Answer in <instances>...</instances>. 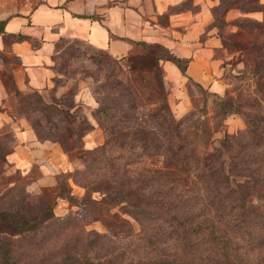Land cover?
Listing matches in <instances>:
<instances>
[{
    "label": "rangeland",
    "instance_id": "1",
    "mask_svg": "<svg viewBox=\"0 0 264 264\" xmlns=\"http://www.w3.org/2000/svg\"><path fill=\"white\" fill-rule=\"evenodd\" d=\"M12 1L13 9L19 8L20 1L27 2ZM201 4L205 6L209 20L197 39L215 38L209 84L190 76L179 83L166 80L161 64L164 59H160L162 84L159 85L154 72L148 69L131 71L124 57H115L83 39L62 36L56 41V51L52 55L53 74L47 92L21 89L16 84L18 71L14 69L18 58L0 50V196L6 194L0 199V208L15 209L21 198L20 190H24L26 200L31 202L29 208L22 206L25 212L35 213L49 205L56 217H75L69 228L42 250L31 249L26 255L16 254L17 264L52 260L58 257L63 244H66L64 251L67 253L74 244L80 243L90 256L115 255L109 264H126L130 257L137 255L140 244L147 255L166 252L160 254L158 263L174 264L178 258L175 254L179 245L159 244L152 251L151 247L143 245L145 236L140 241L135 235L141 225L127 212L126 203L118 202L120 194L114 193L123 192L126 200L145 206L153 217L149 223L157 228L162 223L161 214H170L177 206L181 211L178 188L196 189L194 180L197 178L188 163L181 167L175 160L165 163L161 154L142 153L139 144L146 142L131 140L129 127L103 124V113L97 110L99 103L113 104L110 113L117 117L133 118L136 115L138 120L152 123L151 119H157L156 115L167 112L163 103L166 98L172 115L176 119L185 118L184 141L206 156L208 162L217 157L221 172L231 175L230 184L234 188L237 183L246 182L248 172H244L247 170L241 167L243 162L239 160L260 145L259 136L263 134L253 130L248 132L247 118H250L249 123L262 121L264 124V0H180L169 5V11L196 12ZM179 8L183 9L176 10ZM168 17L169 13L161 14L157 22L166 25ZM184 26L176 25L174 34L183 33ZM15 38L6 36L4 40L8 43ZM32 42L37 44L38 38ZM139 49L137 52L143 50L141 45ZM256 71L263 75H256ZM101 84H106L102 91L98 87ZM220 98L232 102L234 111L224 114L220 109ZM24 126L31 128L39 141L55 144L59 155L53 157L42 152L27 166L14 165L10 155L20 142L19 131ZM226 133L238 134L239 139L226 136ZM107 141L105 149L102 148V161L86 154L88 149L101 147ZM90 142L92 146H88ZM85 158L93 162L91 176H85L88 185L76 172L83 169ZM116 164L122 166L117 168ZM151 169L169 172L174 179L171 189H168L169 185L148 184ZM117 181L124 184L118 185ZM249 184L245 191L247 203L257 206L260 212L256 218L263 222L264 198L255 192L253 184ZM86 196H90L89 202L85 201ZM0 225V236L4 240L6 237L19 238L13 233V225L8 222ZM228 226L233 231L236 228L231 223ZM233 231L225 233L229 245L222 243L219 249L212 246L216 251L223 249L229 254L230 260L226 264H264V247L250 248L252 245L245 242L241 245L238 241L240 245L231 249ZM98 234H107L110 240L96 239ZM193 264L207 263L195 259Z\"/></svg>",
    "mask_w": 264,
    "mask_h": 264
},
{
    "label": "trees",
    "instance_id": "2",
    "mask_svg": "<svg viewBox=\"0 0 264 264\" xmlns=\"http://www.w3.org/2000/svg\"><path fill=\"white\" fill-rule=\"evenodd\" d=\"M181 3L183 1L179 4L182 5ZM181 9L183 8L176 10ZM169 10L168 7L162 14L170 13ZM15 36L24 38L26 35L19 33ZM136 42L142 46L143 50L141 52L118 57L125 58L129 70L142 71L148 69L156 74L157 83L161 85L162 74H160L159 61L164 59L172 61L183 74L187 75L186 69L190 60L189 57L179 56L168 46L155 41L137 40ZM154 45L157 47H154ZM262 47L264 49V44H262ZM118 58H115L116 62H118ZM255 74L263 75L260 71H256ZM105 86L106 84L98 85L101 91L104 90ZM220 100L222 102L220 109L222 108L224 114L234 111L232 102L227 101L226 98H220ZM163 103L167 112L163 115H156L157 119L152 118V123H148L143 119L138 120L136 115H133V118L112 115L110 110L114 106L111 103H99L97 108L98 111L103 113V124H111L112 127L120 124L125 125L131 129L129 133L131 140L146 142L139 144L142 153L148 155L161 154L164 156L165 163L169 164L175 160L178 164L180 163L181 167L188 163L190 171L197 178L194 180L196 189L178 188V196L181 195V211L177 206L172 213L161 214L159 218H163L162 223L157 228L149 223V220L153 217L146 211L145 206H141L140 203L135 201L126 200L123 192H115L114 195L120 194L118 202L126 203L127 212L141 225L140 231L135 233L136 237L141 241L145 236L143 245L151 247L150 251L157 248L159 244L167 247L179 245L178 252L175 254L178 258L175 259L174 264H193L195 259L205 261L207 264H226L230 260L229 254L223 249L219 251L215 249H219L222 243L226 246L229 245L225 233L230 230L233 231L228 226L230 223L233 227H236L231 233L234 241L231 249L240 245L238 241L242 243L241 245H244V242L246 245H252V247L248 246L250 248H263L264 211H261L263 222H258L256 215H259L260 211H258L256 205L251 202L247 203L248 194L245 193L250 185L249 183H251L255 192H259L264 198V124L261 123L262 121L249 123L250 118H247V131L253 130L254 133L263 132V134L259 136L260 145L248 153L247 157H244V155L239 160V162H243L241 167H245L247 170L244 172H248L246 174L248 178L245 180L246 182L237 183L234 188L230 184L231 175L228 172H221V166L218 164L220 161L217 157L211 158L208 162L206 156L200 155L195 147L189 146L184 141L182 130L185 118L176 119L167 105L166 98H163ZM126 121L127 124H125ZM138 133H144L145 136H139ZM226 136L239 139L238 134L227 135L226 133ZM108 140L110 139L108 138ZM107 143L108 141L101 147L88 149L86 154H92L93 159L102 161L104 158L102 154ZM115 166L119 168L122 165L116 164ZM92 169L93 162L85 158L83 169L76 171L79 175L81 174L86 185L89 182L85 179V176H91ZM215 171L218 172L217 175L214 174ZM148 181V184L157 183L161 187L169 185L168 189H171L174 179H171L170 173L165 169H151ZM117 183L121 186L124 184L123 181H117ZM179 186H181L180 183ZM233 193L236 194L234 197ZM5 195V193L2 194L0 199ZM20 196L19 205L15 209L0 208V224L10 223L15 227L13 233L19 235L17 239L6 237L5 240L0 236V262L4 261V264H17L19 261L16 254L26 255L31 249L42 250L47 243L52 242L53 239L59 237L69 228L71 219H75L71 215L56 217L49 205L35 213L25 212L23 210L25 207L22 208V206L29 208L31 202L26 200L27 196L24 194V190H20ZM85 198V201H90V196ZM109 198L112 199L111 196ZM140 232L144 234H138ZM103 238L110 240L107 234L96 235V239L103 240ZM15 240H18V242ZM25 242H27L26 246ZM63 245L58 257L55 256L52 260L29 261L23 264H64L67 262L69 264H109L108 261L111 257H115V255L109 257L107 255L104 257L99 255L90 256L87 249H84L83 243H80V245L74 244L66 253L64 251L66 244ZM212 246H215V249ZM140 247L137 255L130 257L126 264L162 263H158L157 260L160 261V254L164 255L166 252H160V254L155 252L147 255L145 247H142L141 244Z\"/></svg>",
    "mask_w": 264,
    "mask_h": 264
},
{
    "label": "crops",
    "instance_id": "3",
    "mask_svg": "<svg viewBox=\"0 0 264 264\" xmlns=\"http://www.w3.org/2000/svg\"><path fill=\"white\" fill-rule=\"evenodd\" d=\"M26 1H20L19 8L13 9L12 0H0V50L18 58L14 69L18 71L16 84L21 89L47 92L53 74L52 55L56 41L62 36L83 39L115 57L139 51L137 40L159 41L170 46L177 55L190 58L186 69L188 77L200 83L211 82L215 38L197 39L209 20L203 4L196 12L169 13L165 25L157 22L158 16L180 0ZM181 24L185 25V30L176 36L174 27ZM19 33L26 36L5 42L6 36ZM34 38H38L37 44H33ZM161 62L166 80L179 83L187 77L172 61ZM19 136L20 142L10 155L16 166H27L42 152L53 157L59 155L55 144L39 141L27 126L19 131ZM92 142L88 146H92Z\"/></svg>",
    "mask_w": 264,
    "mask_h": 264
}]
</instances>
